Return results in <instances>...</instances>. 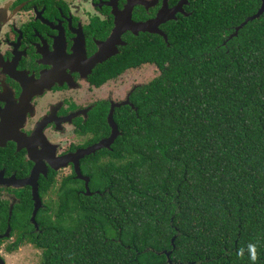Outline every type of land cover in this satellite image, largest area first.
I'll return each mask as SVG.
<instances>
[{"label":"trees","instance_id":"1","mask_svg":"<svg viewBox=\"0 0 264 264\" xmlns=\"http://www.w3.org/2000/svg\"><path fill=\"white\" fill-rule=\"evenodd\" d=\"M223 19L201 23L214 35L195 36L184 60L171 33L164 56L126 54L100 73L161 67L131 93L136 109L115 110L110 148L82 163L91 194L73 175L39 208V264H264V13L228 39ZM95 127L108 132L104 118Z\"/></svg>","mask_w":264,"mask_h":264},{"label":"flooded vegetation","instance_id":"2","mask_svg":"<svg viewBox=\"0 0 264 264\" xmlns=\"http://www.w3.org/2000/svg\"><path fill=\"white\" fill-rule=\"evenodd\" d=\"M262 2L0 0V257L5 264L6 252L13 253L23 244L35 247L31 240L40 231L38 211L33 217L35 180L42 207L55 196L62 180L73 175L82 180L66 156L109 136L112 106L113 120L122 106L136 109L130 95L150 81L126 88L119 78L149 67L159 74L161 67L141 61L103 82L100 73L114 71L110 65H119L126 54L164 56L171 33L181 39L178 54L184 60L193 55L187 47L195 36L214 35L215 29L209 28L203 36L202 22L223 13V22L230 25L222 38L228 39L237 36L236 26L246 17H231V11L247 6L257 10ZM142 25L145 29H140ZM210 53L202 49L198 55ZM101 88V95L95 93ZM123 88L127 90L118 97ZM93 118L105 119L106 135L97 127L89 132L88 121ZM94 135L101 138L91 142ZM95 153L79 159L80 171ZM42 180L50 181L48 188H41Z\"/></svg>","mask_w":264,"mask_h":264},{"label":"water","instance_id":"3","mask_svg":"<svg viewBox=\"0 0 264 264\" xmlns=\"http://www.w3.org/2000/svg\"><path fill=\"white\" fill-rule=\"evenodd\" d=\"M263 13H264V0L262 2L261 6L259 7V9L256 11V13L253 14L252 16H249L239 26H237L236 31L239 27H241L243 24H245L248 20L259 17ZM140 29H145V25L140 26ZM122 103H127V101H123ZM112 111H113V106H112L110 113L108 115V123H109V126L111 128V132H110L109 136L104 137V138L100 139L99 141H97V142H95V143H93V144H91L85 148H79L76 151H74L73 153L66 156V158L68 160H70L74 163V170L76 172V177L84 180V185H85L84 193H86V194H91L89 187H88L89 177L85 176L81 173L80 168H79V159L85 155L95 153L99 149L110 148V145L114 142V140L117 138V136L120 135V131L118 129V126L115 123V121L113 120ZM36 174H37V170L35 171V176H36ZM34 192H35V208H34V212H33V217H34V214H36V212L38 211V209L42 207L41 199H40L39 194H38L37 180H35V191ZM173 239H172V241H173ZM166 255L167 256L169 255V251L166 252ZM0 262H2V264H5L4 260L1 257H0ZM167 262L169 264H174V263H172V261L170 259H168Z\"/></svg>","mask_w":264,"mask_h":264},{"label":"rangeland","instance_id":"4","mask_svg":"<svg viewBox=\"0 0 264 264\" xmlns=\"http://www.w3.org/2000/svg\"><path fill=\"white\" fill-rule=\"evenodd\" d=\"M158 74V73H157ZM156 71H154L153 67L144 68L142 70L126 72L122 77L119 78V82L124 87L126 84V88L132 86L134 83L140 81H148L152 80L155 76H157ZM132 79L129 81L128 79ZM127 89L123 88V91L118 90V97L122 96ZM101 92H104V89H98L95 91L98 95H101ZM123 92V93H121ZM120 99V98H119ZM55 197L54 195L52 196ZM5 261L7 264H39L41 259V250L37 247L31 246L29 244L20 245V248L15 250L13 253L6 252Z\"/></svg>","mask_w":264,"mask_h":264},{"label":"clouds","instance_id":"5","mask_svg":"<svg viewBox=\"0 0 264 264\" xmlns=\"http://www.w3.org/2000/svg\"><path fill=\"white\" fill-rule=\"evenodd\" d=\"M255 257L253 256V259H254Z\"/></svg>","mask_w":264,"mask_h":264},{"label":"snow or ice","instance_id":"6","mask_svg":"<svg viewBox=\"0 0 264 264\" xmlns=\"http://www.w3.org/2000/svg\"><path fill=\"white\" fill-rule=\"evenodd\" d=\"M0 264H2V262H0Z\"/></svg>","mask_w":264,"mask_h":264}]
</instances>
